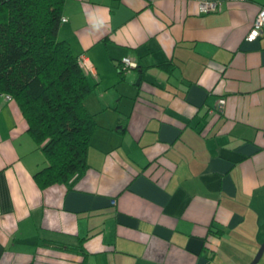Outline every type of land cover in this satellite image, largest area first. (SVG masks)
<instances>
[{
	"label": "crops",
	"instance_id": "0c3cea01",
	"mask_svg": "<svg viewBox=\"0 0 264 264\" xmlns=\"http://www.w3.org/2000/svg\"><path fill=\"white\" fill-rule=\"evenodd\" d=\"M263 4L64 0L57 36L93 84L87 167L39 189L43 154L0 95V264H247L264 240V21L245 35Z\"/></svg>",
	"mask_w": 264,
	"mask_h": 264
},
{
	"label": "trees",
	"instance_id": "16d2710c",
	"mask_svg": "<svg viewBox=\"0 0 264 264\" xmlns=\"http://www.w3.org/2000/svg\"><path fill=\"white\" fill-rule=\"evenodd\" d=\"M63 4L0 0V95L13 101L25 131L43 154L44 165L32 174L39 189L67 186L83 172L95 127L84 104L93 89L89 73L68 42L57 36ZM116 69L121 74L119 63ZM62 263L78 264L68 256L56 260Z\"/></svg>",
	"mask_w": 264,
	"mask_h": 264
},
{
	"label": "built area",
	"instance_id": "2783aa9c",
	"mask_svg": "<svg viewBox=\"0 0 264 264\" xmlns=\"http://www.w3.org/2000/svg\"><path fill=\"white\" fill-rule=\"evenodd\" d=\"M196 3V9L198 13H208V12H216L220 9L221 3L224 0H194ZM232 1H241V0H232ZM64 18H60V21H63ZM264 21V4L261 5L254 17L252 25L248 30L247 34L245 35V40L250 41L254 39L260 32V26ZM87 59L85 57H78V64L85 69L88 70L87 67ZM135 62L129 60L128 58H121L119 60V70L121 72H127L130 69L135 68ZM7 98V97H6ZM217 108H220L223 104V99L218 98L216 101Z\"/></svg>",
	"mask_w": 264,
	"mask_h": 264
},
{
	"label": "water",
	"instance_id": "95a60500",
	"mask_svg": "<svg viewBox=\"0 0 264 264\" xmlns=\"http://www.w3.org/2000/svg\"><path fill=\"white\" fill-rule=\"evenodd\" d=\"M137 79H138V77L136 78L135 83H136ZM263 247H264V240L259 244V246H258L256 252L254 253L253 257L251 258V260L247 264H255V262L258 260V258L261 255Z\"/></svg>",
	"mask_w": 264,
	"mask_h": 264
},
{
	"label": "rangeland",
	"instance_id": "374dc122",
	"mask_svg": "<svg viewBox=\"0 0 264 264\" xmlns=\"http://www.w3.org/2000/svg\"><path fill=\"white\" fill-rule=\"evenodd\" d=\"M88 80H89L90 83H92L90 76H88ZM93 93H94V92H93ZM93 93L90 92V93L88 94V97H90L91 95H93ZM245 264H246V263H245Z\"/></svg>",
	"mask_w": 264,
	"mask_h": 264
}]
</instances>
